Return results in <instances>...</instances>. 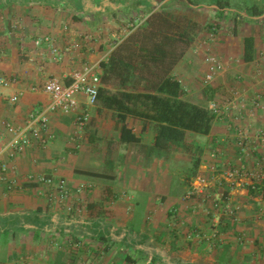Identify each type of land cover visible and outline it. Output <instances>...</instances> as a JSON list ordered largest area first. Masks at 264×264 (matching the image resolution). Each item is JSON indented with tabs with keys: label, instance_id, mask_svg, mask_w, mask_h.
I'll use <instances>...</instances> for the list:
<instances>
[{
	"label": "crops",
	"instance_id": "1",
	"mask_svg": "<svg viewBox=\"0 0 264 264\" xmlns=\"http://www.w3.org/2000/svg\"><path fill=\"white\" fill-rule=\"evenodd\" d=\"M44 36L84 47L53 61L47 44H36ZM210 54L224 67L206 82ZM133 55L141 90L175 78L184 100L208 108L237 88L251 109L213 119L209 134L189 133L184 145L159 147L155 123L128 116L139 142H124L116 112L98 103L79 129L87 100L80 94L78 111L52 113L40 138L8 147L7 124L23 125L51 102L43 90L50 77L69 84L87 59L99 64L101 87L131 88L105 83L103 64ZM0 79L8 82L0 85V264H264V196L227 176L264 167L255 136L264 131V0H0ZM257 96L262 108L252 104ZM238 129L248 133L246 151ZM193 153L201 161L191 177ZM43 175L65 179L81 211L50 200L36 182ZM83 183L92 187L79 190ZM213 193L224 194L220 206ZM216 220L218 235L209 239Z\"/></svg>",
	"mask_w": 264,
	"mask_h": 264
},
{
	"label": "built area",
	"instance_id": "2",
	"mask_svg": "<svg viewBox=\"0 0 264 264\" xmlns=\"http://www.w3.org/2000/svg\"><path fill=\"white\" fill-rule=\"evenodd\" d=\"M90 36L84 37L85 41L90 40ZM42 43L47 44V48L50 53L51 60L59 61L62 54L70 50L83 49L84 44L77 40H69L64 47H60L51 36L40 37L36 40L37 45ZM206 61L209 65L208 73L206 74L205 81L211 82L215 77L223 70L224 63L221 57L210 54L207 56ZM99 64L92 63L87 59L82 61V65L79 69H76L71 74L72 82L69 84H63L57 77H50L43 86V90L50 95L51 102L43 110L31 117L23 125H15L13 123L7 124V129L11 133L12 138L8 143V147L14 150H21L24 146L31 142L32 137L40 138L43 131L48 130L50 122V116L56 111L63 113H72L80 109L81 101L79 99L80 94H84L87 98L86 108L79 110L75 119L76 125L79 129L85 127L90 120L89 108L95 106L98 103L99 90L101 87L100 75L98 72ZM8 82L4 79H0V85H7ZM19 95H14L11 100L17 101ZM250 103L242 96L241 92L237 88H233L230 91L229 97L224 101L214 100L208 105V109L215 115L214 119H224L225 117L234 116L235 119L242 117L243 114L251 109ZM256 107H263L262 97L257 98L252 103ZM238 141L239 146L243 151L247 150V139L249 138L248 133L243 129H238ZM255 136L259 139L260 144L264 147V131L259 130L255 132ZM2 151H0V156ZM1 170L5 171V165H1ZM227 176L234 183L248 182V186L251 190L264 196V167L258 169H247L244 166L233 168L228 171ZM34 177L31 176L30 179ZM43 183L48 186V197L54 202H59L72 211L76 209L81 211V207H77L72 203L73 192L68 186L65 179H59L57 182L54 181L51 176H40L37 177L36 182ZM91 184L79 185V190L91 188ZM197 189L192 188L188 192V196L191 197L196 193ZM214 205L220 206V201L224 198L223 193H213ZM238 207H232L229 210V214L234 215ZM219 221L213 222L212 234L209 239H212L218 235L217 226Z\"/></svg>",
	"mask_w": 264,
	"mask_h": 264
},
{
	"label": "trees",
	"instance_id": "3",
	"mask_svg": "<svg viewBox=\"0 0 264 264\" xmlns=\"http://www.w3.org/2000/svg\"><path fill=\"white\" fill-rule=\"evenodd\" d=\"M244 43V59L251 61L254 39L247 37ZM138 60L139 56L133 55L127 59V62L116 64V59L111 57L106 64H103L107 72L105 73V83L112 79V81H120L122 86L129 82L132 84L131 88L119 87L115 91L107 87H101L99 90L98 104L114 110L122 123V141L139 142V138L134 136L126 125L128 116L155 123L156 145L159 147L169 143L184 145L189 133L209 134L215 117L214 113L208 108L184 100L182 98L184 91L177 79L166 77L162 78L155 87H146L143 90L137 88L141 81L139 77L135 78L134 62L136 63ZM141 62H144L143 58H141ZM132 64L133 66H131ZM200 161L197 153H193L191 177L197 173Z\"/></svg>",
	"mask_w": 264,
	"mask_h": 264
}]
</instances>
